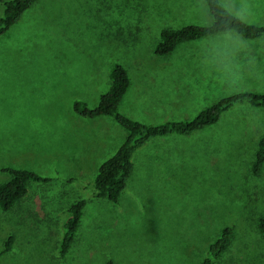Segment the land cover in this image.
<instances>
[{
	"label": "rangeland",
	"instance_id": "1",
	"mask_svg": "<svg viewBox=\"0 0 264 264\" xmlns=\"http://www.w3.org/2000/svg\"><path fill=\"white\" fill-rule=\"evenodd\" d=\"M223 2L264 25V0ZM209 16L205 0H38L0 37V182L10 178L7 166L57 181L79 176L83 182L62 186L65 198H88L63 264H105L109 256L116 264H205L207 246L225 226L233 235L217 264H264L257 227L264 171L251 170L264 108L240 105L194 135L153 141L137 153L120 205L85 189L127 133L111 117H81L73 102L96 106L114 61L131 77L122 110L151 123L191 118L229 94L264 90V79H220L238 72L224 61L225 45L255 48L236 33L183 43L169 56L154 53L162 29L210 24ZM213 45L222 47L216 55L208 49ZM52 187L59 183L30 184L19 209L8 214L13 220L0 210V237L16 235L10 256H19L17 262L43 264L40 256H57L60 220L41 193ZM54 261L48 263L62 264Z\"/></svg>",
	"mask_w": 264,
	"mask_h": 264
},
{
	"label": "trees",
	"instance_id": "2",
	"mask_svg": "<svg viewBox=\"0 0 264 264\" xmlns=\"http://www.w3.org/2000/svg\"><path fill=\"white\" fill-rule=\"evenodd\" d=\"M212 16V22L206 25L187 24L178 28H164L154 46V53L159 56H169L176 48L186 42L209 38L218 34L234 32L248 39L264 37V25L248 22L230 11L223 0H205ZM38 2V0H0L3 10L0 14V37L17 24L23 15ZM110 85L100 96L96 106H90L83 99L73 102L75 113L84 118L111 117L127 135L113 155L107 158L97 169L85 189L91 190V197L105 199L114 205H120L123 192L127 189L129 180L135 169L137 153L153 141L178 135H194L219 122L222 116L234 107L251 104L264 108V90H243L220 98L206 106L191 118L170 119L159 122H147L133 117L122 110V103L130 89L131 77L122 62H113L109 72ZM252 173L261 175L264 171V133L261 136L251 164ZM3 171L10 175L6 181L0 182V210L6 213V219H11L9 213L17 211L28 192L29 185L48 186L58 182L59 187L42 190V198L50 208L51 215L60 220V238L57 244V256L46 260L40 256L43 264L53 260L64 263L71 254L77 239L80 224L85 216L88 198L78 197L73 200L65 198L67 193L64 184L81 183L79 176L67 177L57 181L56 177L43 175L25 167L7 166ZM257 227L264 236V215L258 219ZM233 235V228L225 226L206 249L203 257L205 264H217L228 249ZM16 235L12 232L5 239L0 237V264L10 257L8 264L17 262L19 256H10L15 252ZM6 264V263H5ZM105 264H116L109 256Z\"/></svg>",
	"mask_w": 264,
	"mask_h": 264
},
{
	"label": "crops",
	"instance_id": "3",
	"mask_svg": "<svg viewBox=\"0 0 264 264\" xmlns=\"http://www.w3.org/2000/svg\"><path fill=\"white\" fill-rule=\"evenodd\" d=\"M226 7H227V5H226ZM228 9L230 11H232L230 8H228ZM255 10H256V6H254V11ZM236 15H238V14H236ZM239 17H241V16H239ZM241 18H243V17H241ZM209 19H211V16H209ZM232 33H234V32H229V34H232ZM223 34H225V33H223ZM218 35H220V34H218ZM233 35H235V34H233ZM240 36L241 35L238 34L237 38L240 40L241 39L245 40L246 41V42L244 41L245 43H249L250 41H253L255 48H250V47L244 48L242 44H238V45L237 44H231L229 46L225 45V47L223 49V51L225 53L224 61H227L226 63H228V67L230 69H232V68L237 69L238 72L222 74L220 79H223V81H226L227 79L231 80V78H232V79H236V80H240V81H242L244 79L245 81L250 80L251 82H260V81H258L259 79H264V37L255 38V39H248V38H245L243 36L241 38ZM243 40H241V41L243 42ZM219 48H220V50H222L221 46L219 47V46L213 45L211 47H208V49H210L209 52L214 53V55L217 54V51L219 50ZM232 55H234L235 57ZM232 57L234 59H236V62L233 64H231V62L228 61ZM212 58H215V57H212ZM216 59L219 60L218 57ZM214 60L215 59H213V61ZM213 83L217 84L218 81L214 80Z\"/></svg>",
	"mask_w": 264,
	"mask_h": 264
}]
</instances>
